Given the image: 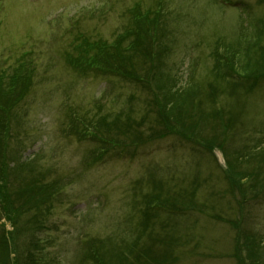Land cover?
Segmentation results:
<instances>
[{
  "label": "rangeland",
  "instance_id": "obj_1",
  "mask_svg": "<svg viewBox=\"0 0 264 264\" xmlns=\"http://www.w3.org/2000/svg\"><path fill=\"white\" fill-rule=\"evenodd\" d=\"M136 3L143 9L157 8L159 16L168 20L174 38L170 40L172 50L155 65L162 64L173 88L193 81L206 86L212 79L209 55L217 43H237L241 33L243 42L257 38L259 19H264V0H0V71L10 76L16 67L34 70L31 87L17 94L20 99L10 110V147L18 160L34 162L47 182L59 181L62 186L45 218L46 230L37 233V248L28 247L39 257H50L52 264H83L81 261L88 262L82 256L90 250L89 245L93 248L99 246L96 242H106L103 250L114 249L122 240L138 238L135 251L126 252L124 263H120L123 257L112 259L105 252L97 256L100 264H158L156 260L167 245L158 240L165 239L166 230L157 227L152 233L148 227L135 235L131 228L140 218L133 202L142 201V193L153 190V185L145 182L154 174L166 185L163 191H174L168 210L174 211L176 219L167 213L163 219H173L168 224L173 225L178 240L169 250L175 260L166 264H236L230 255L237 235L242 243L245 237L247 241L257 237L260 249L264 246V191L258 192L262 175L253 183L246 181L244 198L239 190L233 196L224 193L227 182L222 180V169L226 161L220 150L212 156L169 136L138 148L111 151L88 165L96 146L62 133L71 110L86 122L108 113L116 117L130 107L136 110L132 115L135 120L146 113L148 93L141 85L111 75L95 76L91 71L83 76L66 60L74 53L79 35L90 41L111 42L130 22V10ZM156 28L153 37L158 35ZM155 37L153 43L158 40ZM217 100L218 107L231 111L214 109L206 119L197 115L194 120L200 128L206 125L205 130L214 132V123L220 124L221 117L230 149H255L257 143L264 144V86L221 93ZM158 118L139 121L140 133L160 128ZM175 202L176 209L172 206ZM187 204L193 208L186 210ZM195 204L207 208L200 211ZM146 249L148 253L142 255Z\"/></svg>",
  "mask_w": 264,
  "mask_h": 264
},
{
  "label": "trees",
  "instance_id": "obj_2",
  "mask_svg": "<svg viewBox=\"0 0 264 264\" xmlns=\"http://www.w3.org/2000/svg\"><path fill=\"white\" fill-rule=\"evenodd\" d=\"M166 23L167 20L151 9L145 12L137 9L131 12L130 22L124 31L117 33L111 42L90 41L86 36L79 35L73 45L74 53L67 55L66 59L67 63L84 75L91 71L90 74L94 73L99 77L111 75L113 78H126L148 89L154 95L153 107L160 108L163 120L167 122L165 128H161L162 124H160V128H156L152 133H140L138 128L129 122V117L125 118L124 124L123 113L116 117L108 113L98 118L92 117L85 125H75L76 120L70 118L71 124L74 125L66 130V134L79 141H88L94 144L96 149H104L105 154L128 147L138 148L164 137L176 136L206 153H213L216 149L224 153L226 168L222 169V180L225 179L227 182L224 193L234 196L239 190L244 198V192L247 190L246 181L253 183L254 179L261 175L258 192L264 191V150L251 152L246 147L231 153L226 147L228 139L226 133L224 131L217 133L223 127L221 117L220 124L214 123L216 130L214 132L209 130L212 133L208 135L202 133L204 128H200L194 120L197 115L206 119L211 116L214 109L219 113L224 111L229 113L231 110L218 107L217 95L221 93L236 94L246 89L251 91L261 84L264 86V19H259V25L262 26L258 25L254 34L256 40L243 42L245 36L241 33L237 43H217L209 55L212 59V80L206 86L193 81L187 84V88L182 89L170 88L171 77L166 76L162 71V64L158 67L155 65L156 61L162 63L160 56H166V52L160 50L153 53L150 48V44H159L170 54L172 50L170 40L174 38L170 36L171 33L162 35L163 32H167L166 27L163 26ZM251 26L252 23L249 27ZM155 28L158 35H154L158 36V40L153 43L157 39L153 37ZM219 49H223L224 52L221 53ZM33 78L32 68L25 72L22 68L16 67L10 76L7 75V71H0V264H46L41 257L29 249L37 246L35 232L43 227L33 220L50 209L51 197L54 196L55 199L62 190L59 181L57 186L56 182L47 183L44 174L38 170L34 162L16 164L11 153L10 110L14 105L16 107L20 99L18 93L26 86L27 89L31 87ZM8 95L14 97L7 98ZM196 99H199L197 103L194 101ZM164 129H166L165 133ZM149 183L153 185V190L142 196L143 202L136 203V205L142 204L138 211L140 218L131 228L137 232L135 235L148 227H152V233L157 227L166 230L165 239L158 240L159 243L167 244L166 251H163L156 260L158 264H166L170 259L175 260L173 252L170 253L169 250H173L174 243L178 240L173 225L168 224L173 219L169 217L172 220L163 219L166 213L176 219L174 211L168 210V201H171L174 191L173 194L163 191L166 185L162 181H156L154 177H151ZM172 206L176 209V202ZM238 206L242 209V202H239ZM185 208L189 210L193 207L187 204ZM202 208H207V205L195 204V209L204 211ZM33 214L35 215L31 218ZM210 216L216 217L212 214ZM131 221L132 216L129 218V223ZM228 223L231 224L232 221L228 220ZM7 225L12 229L8 230ZM138 240V238L132 241L122 240L114 246V249L104 250V244L107 243L101 244L95 241L99 246L91 248L89 245L91 251L82 256L84 261L88 262H81L100 264V258L97 256L106 252L112 259L116 255L123 257L120 263H124L127 259L126 252L132 254ZM247 240L249 239L246 238L242 243L240 235H237L231 258L236 264H259V262L263 264L264 250L262 245L260 249L258 238L252 237L250 241ZM244 251L248 254L246 258L243 256ZM141 253L146 255L148 250H143Z\"/></svg>",
  "mask_w": 264,
  "mask_h": 264
}]
</instances>
